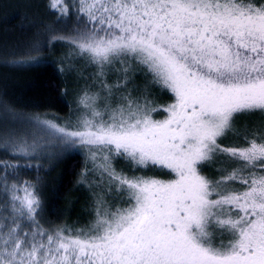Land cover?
Returning a JSON list of instances; mask_svg holds the SVG:
<instances>
[{
    "label": "snow or ice",
    "instance_id": "1",
    "mask_svg": "<svg viewBox=\"0 0 264 264\" xmlns=\"http://www.w3.org/2000/svg\"><path fill=\"white\" fill-rule=\"evenodd\" d=\"M49 7L0 57L39 65L61 44L95 71L65 121L0 105V264H264V121L238 127L264 116V0ZM70 151L92 192L82 226L48 222L23 178Z\"/></svg>",
    "mask_w": 264,
    "mask_h": 264
},
{
    "label": "trees",
    "instance_id": "2",
    "mask_svg": "<svg viewBox=\"0 0 264 264\" xmlns=\"http://www.w3.org/2000/svg\"><path fill=\"white\" fill-rule=\"evenodd\" d=\"M55 20L49 0H0V53L19 51L28 45L34 30L23 26L41 22L51 25ZM66 50L61 44L49 45L40 53L44 62L39 65L6 63L0 57V105L12 106L24 115L58 117L64 121L72 110L73 87L64 71L57 69L63 68L58 56ZM166 95L168 103L171 97ZM0 159L10 157L0 153ZM42 163L40 170H29L23 173V178L39 181L47 221L69 226L86 224L89 198L80 182L84 156L70 151Z\"/></svg>",
    "mask_w": 264,
    "mask_h": 264
},
{
    "label": "rangeland",
    "instance_id": "3",
    "mask_svg": "<svg viewBox=\"0 0 264 264\" xmlns=\"http://www.w3.org/2000/svg\"><path fill=\"white\" fill-rule=\"evenodd\" d=\"M67 50L64 51L61 55L58 56V59L60 63L63 66L64 69V74L66 79L69 78V81L71 83V86L73 87V91L71 88V96H72V110L71 113L66 115L63 120H67L75 111L76 109V100H77V94L80 92V89L86 86V83H89L90 81H86L85 78H88L90 73H93L95 71L94 68L87 66L83 61H77L76 59H68V53L69 49L66 48ZM137 83L140 85H143L146 83L143 79H138ZM167 99L166 93L163 91L159 92V94L156 96V101L160 105H166L165 100ZM166 103V104H165ZM156 118H162V116H157ZM262 121H264V116L261 115H245L241 116L238 120V127H245V126H250L253 124H260ZM150 174H156V173H150ZM209 175H212L211 171H208ZM82 190L85 191L86 196L89 198V205L87 206V220L89 221L91 216V206H92V192L89 190V188L81 183Z\"/></svg>",
    "mask_w": 264,
    "mask_h": 264
}]
</instances>
